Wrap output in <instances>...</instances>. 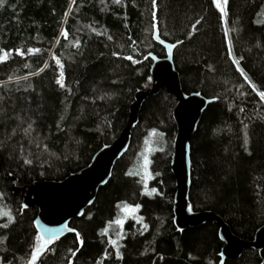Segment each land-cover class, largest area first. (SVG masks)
Here are the masks:
<instances>
[{
	"label": "trees",
	"instance_id": "obj_1",
	"mask_svg": "<svg viewBox=\"0 0 264 264\" xmlns=\"http://www.w3.org/2000/svg\"><path fill=\"white\" fill-rule=\"evenodd\" d=\"M225 12L215 0H0V213L14 217L0 215V264H29L40 243L38 211L22 210L10 176L22 186L63 180L119 136L135 94L151 84L145 57L166 56L155 20L162 39L180 43L185 93L215 100L191 140V206L253 240L264 225V0H227ZM175 106L165 89L149 97L112 178L71 223L82 243L67 235L36 264H220L216 224L180 232L173 223ZM125 205L139 218L121 227ZM223 264L261 259L246 250Z\"/></svg>",
	"mask_w": 264,
	"mask_h": 264
},
{
	"label": "water",
	"instance_id": "obj_2",
	"mask_svg": "<svg viewBox=\"0 0 264 264\" xmlns=\"http://www.w3.org/2000/svg\"><path fill=\"white\" fill-rule=\"evenodd\" d=\"M153 39L165 50L166 56L158 57L150 53L145 57L144 60H152L150 87L135 94L134 101L130 105L127 124L112 143L97 151L85 168L60 181H36L18 186L19 180L10 176L12 191L20 194L22 210L37 209L38 211L34 227L45 250L39 255L36 263L57 241L67 235H75L81 243L80 235L71 223L82 218L86 210L94 204L99 190L112 178L117 162L128 152L132 132L139 123L146 101L150 96H156L165 89L166 93L176 100L173 119L177 134L170 163L176 186L174 226L178 231L183 232L214 223L218 226V237L223 243L220 253L222 264L226 260L239 259L246 250L257 251L261 264H264V225L256 231L252 241H247L236 236L228 223L217 213L196 212L191 206V140L205 111L215 100L207 99L200 93H185L180 73L174 62V52L180 43H170L162 39L156 20ZM2 170L0 158V171Z\"/></svg>",
	"mask_w": 264,
	"mask_h": 264
},
{
	"label": "snow or ice",
	"instance_id": "obj_3",
	"mask_svg": "<svg viewBox=\"0 0 264 264\" xmlns=\"http://www.w3.org/2000/svg\"><path fill=\"white\" fill-rule=\"evenodd\" d=\"M118 2V0H117ZM224 3L225 5L227 4V0H224ZM217 7L219 8L220 5L219 3H217ZM221 12L224 14V15H227V13L225 12V10L223 8H221ZM65 37H67V33L65 32L64 33ZM29 51H32V50H29ZM35 51H39V49H36ZM22 54V53H21ZM7 57V53H4V57L3 58H6ZM128 59H131V57H127ZM57 63H59V61H57ZM241 74L244 75L243 71L241 70ZM63 75V73H61V76ZM245 79H248V77L245 75ZM253 88L255 90V86L253 85ZM258 95L260 96V98L262 100H264V92H259ZM153 136L156 135L155 132L152 133ZM145 143L147 144L148 142L145 141ZM148 151H151L152 149H147ZM141 156L143 157V172H144V176L145 177H149L150 174L148 172V165L150 163V161L148 160L147 156L144 154V153H141ZM26 162H30V161H26ZM139 173L137 172H129L128 175H138ZM145 188H147V185H145ZM3 197V194L0 193V198ZM125 207V210L126 211H129V212H135V211H138V206L136 208H131L127 205L124 206ZM2 215L4 216H7L9 221H13L14 220V217L12 216L11 212L8 211V212H3ZM117 225H120L121 227L123 226V223L124 221L123 220H117L116 221ZM3 227H7L8 225L7 224H4L2 225ZM145 228H147V225L145 224L144 225ZM106 233H102V235H105ZM78 235V234H77ZM38 241L40 238H37ZM46 243V242H45ZM82 243V242H81ZM113 245L116 246V242H113ZM45 250L44 248V244H40L38 243L36 248H35V251L32 255V259H31V264H36V260L38 259L39 255ZM119 258H122V257H119Z\"/></svg>",
	"mask_w": 264,
	"mask_h": 264
},
{
	"label": "rangeland",
	"instance_id": "obj_4",
	"mask_svg": "<svg viewBox=\"0 0 264 264\" xmlns=\"http://www.w3.org/2000/svg\"><path fill=\"white\" fill-rule=\"evenodd\" d=\"M215 2H216V5H217V3H219L220 9L223 8L225 10L226 5L224 3V0H215ZM149 87H150V85H149ZM146 89H148V87ZM146 89H144V90H146ZM147 149H152V148H148L147 147ZM147 149L145 150L144 154L147 156L148 160L150 161L151 158L149 157L150 154L148 153V150ZM151 151H153V150H151ZM142 161H143V157H142ZM149 165H150V163H149ZM149 165H148V172L150 170L149 169ZM141 166L143 167V163L141 164ZM148 179H149V177H146V180L147 181H148ZM18 186H22V185L20 183H18ZM127 206H129L131 208H136L137 207L135 205H127ZM122 214H123V217L120 220H123L124 222H125L126 219H131V220L132 219H137V218H139V208H138V211L129 212V211H126L125 210V207H122ZM0 215H2V213H0ZM123 225H124V223H123Z\"/></svg>",
	"mask_w": 264,
	"mask_h": 264
},
{
	"label": "bare ground",
	"instance_id": "obj_5",
	"mask_svg": "<svg viewBox=\"0 0 264 264\" xmlns=\"http://www.w3.org/2000/svg\"><path fill=\"white\" fill-rule=\"evenodd\" d=\"M220 264H222V263L220 262Z\"/></svg>",
	"mask_w": 264,
	"mask_h": 264
}]
</instances>
